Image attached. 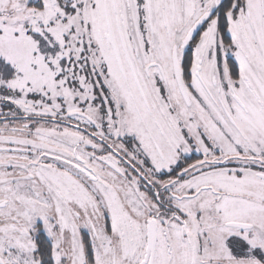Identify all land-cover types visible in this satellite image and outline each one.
<instances>
[{
    "label": "snow or ice",
    "instance_id": "1",
    "mask_svg": "<svg viewBox=\"0 0 264 264\" xmlns=\"http://www.w3.org/2000/svg\"><path fill=\"white\" fill-rule=\"evenodd\" d=\"M0 264H264V0H0Z\"/></svg>",
    "mask_w": 264,
    "mask_h": 264
}]
</instances>
